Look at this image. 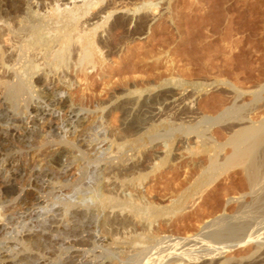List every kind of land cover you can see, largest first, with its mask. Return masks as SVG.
I'll return each mask as SVG.
<instances>
[{
	"label": "rangeland",
	"instance_id": "rangeland-1",
	"mask_svg": "<svg viewBox=\"0 0 264 264\" xmlns=\"http://www.w3.org/2000/svg\"><path fill=\"white\" fill-rule=\"evenodd\" d=\"M38 1L41 2L40 8H43L58 0ZM101 3L102 5H98L100 8L97 9L96 6L95 10L100 9L102 12L99 13L102 15L109 7L106 10L110 16L101 22L99 31L95 32L98 36L95 39L99 40L96 42V67L94 71L88 69L78 74L80 81L76 80L68 88H63L64 93L56 95L68 100L74 113L79 111L80 115L90 117L87 122L75 131L65 121V110L54 112L49 120V114L46 119L41 115L36 117L33 113L28 118L16 115L20 129L27 130V127L34 125L33 120H36L39 125L37 129L43 135L31 143L34 144L31 148L25 147V143L11 144L17 151H12L9 156L18 160V165L26 170L56 171V157H60V153H56L64 148L62 144L55 145L54 141L43 144V138L49 136L44 130L47 131L51 125L57 126L54 133L57 128L58 136L71 128L73 133L69 131L65 137L74 139L81 150H84V155L82 160L67 169L66 179L69 183L73 182L72 185L63 189L53 188L50 196L44 194L48 206L37 210L39 213L32 216V219L26 218L23 210L31 205L33 197L39 194L38 190L36 186L34 189L27 187L25 174L24 178L22 176V179L16 181L19 189L23 190L25 201H15L11 205L5 203L0 212V218H11L8 227L1 226L0 221V255L8 254L12 257V264H81L89 261V258H92V262H99L97 255L103 254V251L105 253L106 247L101 245L105 243L107 236L99 228L106 209L94 206V197H102L101 192L94 193L98 182L112 192L117 189L122 190L123 194L132 193L135 198L141 196L143 200L139 199L136 207L154 209L158 206H171V199L178 191L197 180L201 165H207L208 162L205 153H186L180 159H175L178 137L172 140L173 130L168 137H161L152 144L144 143V146L143 142H137L138 145L132 147V139L140 130L136 131L137 127L131 124H156L162 132L166 125L174 126L181 122L189 124L203 116L216 117L229 107L243 105V120L225 119L207 129V134L217 142H226L235 129L264 120V0H102ZM103 15H107L106 11ZM96 19L99 22L101 20ZM155 108L158 113L153 112ZM87 111L89 114H86ZM1 118L2 116L0 120ZM132 118H137L138 121L135 122ZM132 128H135L134 131ZM193 135L189 134L188 139ZM166 140L173 141L171 144L168 142L170 147H165ZM191 146L197 147L193 143ZM137 147L138 150L135 151ZM121 149L128 150L127 156L133 153L139 156L136 158L141 161L138 167L141 172L156 168L148 175L145 185L136 187L126 184L122 188L113 183V178L105 181L109 176L113 177L112 167H117L125 160L124 158L121 162L107 165L105 158L116 157ZM230 152L231 146L226 144L222 155ZM166 153L168 156H165ZM179 162L183 164L185 171L175 178L172 172ZM245 165L246 162L240 160L224 171L221 170L204 192L190 198V202L184 205L185 209L169 213L165 219H161L160 224L156 222L154 234L167 236L165 241L183 240L184 243H191L189 238L192 239L194 234L202 230L206 220L235 215L242 209L253 211L258 220L264 219V205L252 202V195L248 193L247 181L243 175ZM190 168H193L192 174L188 173L191 172ZM105 172L111 173L104 176ZM79 175L82 178L78 184ZM46 178L42 179L44 183ZM179 183H182L181 188ZM14 197L16 195L8 198ZM5 200L7 198L0 192V206ZM69 204L70 207L67 206ZM75 207H78L77 212L74 211ZM255 228L257 227H253V230ZM138 229L127 236L133 238V235L141 232L140 226ZM255 230L254 233L251 232L254 235H250V242L226 250L215 258L220 261L218 264L247 261L248 255L256 250L257 244L254 241L258 236L260 239L264 238L263 229ZM113 231L108 235L119 238L121 234ZM146 234L143 237L145 241L150 239ZM20 238L31 250L22 251ZM17 252L18 255L15 256ZM95 256L96 259H93ZM261 260L253 259L251 264H264V258ZM191 262L185 261L183 264H194Z\"/></svg>",
	"mask_w": 264,
	"mask_h": 264
},
{
	"label": "bare ground",
	"instance_id": "bare-ground-1",
	"mask_svg": "<svg viewBox=\"0 0 264 264\" xmlns=\"http://www.w3.org/2000/svg\"><path fill=\"white\" fill-rule=\"evenodd\" d=\"M64 1L58 0L52 5L40 8L41 2L38 0H0V117L2 116V120H0V192L1 195H5L7 198V200L1 203L0 212L5 203L11 205L15 201L18 203L19 201L20 203L25 201V197L22 195L23 190L19 189L16 182L18 179H22L23 174H25L27 175V177L25 176L27 187L34 189V186H36V190L39 193L33 197L31 203V199H29L31 205L26 210H23V214H26V218L28 217V219H32V216L39 213L37 210L45 209L48 206L47 199H44L46 198L44 194L50 196L53 188L63 189L72 185L73 182L69 183V180L66 179L68 175L67 169L73 163H78L83 159L84 150H81L80 145H77L74 139H67L65 137L67 132H72L71 128L67 127L69 128L67 130L61 126L67 131L62 136L60 134L58 136L56 134L57 128L54 133L57 126L53 127L51 125L47 131L44 130L49 136L43 138V144L54 141L55 145L62 144L64 148L56 153V155L60 153V157H56L58 164L54 167L56 171L52 172L51 170L44 169L36 171L33 169L26 170L20 164L18 165V160L9 156L12 151H17L12 146V143H25V147L31 148L34 145L31 143L43 135L37 129L39 125L36 120H33L34 125L27 127V130H25L26 128L20 129L16 115L28 118L33 113L36 117L41 115L43 119H46V115L49 114L47 119L49 120L54 112H63L65 110V121L74 130L79 127L82 128L90 117L84 114L80 115L79 111L78 113H74L71 110L72 108H70L71 104H68V100L56 97V95L64 93L63 88H68L72 83H76L78 74L86 72L88 69L94 71L96 67L97 43L99 42V40L95 39L97 36L95 32L99 31L101 22L110 16V13L106 10L109 8L107 6L104 10L107 13L106 16L103 15L104 12L102 15L100 14L102 12L100 9V11L95 10L96 6L97 9L100 8L98 5H102V0ZM96 18H101L100 22ZM94 19L96 20L94 21ZM100 40L104 41V39ZM55 86L57 87L55 88ZM48 101L55 103H49ZM42 104H45V106L42 107ZM49 105H52V107L49 108ZM155 110L157 109L155 108L153 112ZM142 113L144 114V112ZM86 114H89V112L87 111ZM150 114L153 113L150 112ZM134 115H137V113ZM225 119L243 120V105L229 107L216 117L203 116L189 124L181 122L174 126L166 125L162 132L158 130L156 124L151 126H145L146 123L144 124V122L143 124L142 122L135 123L137 126L131 124L133 127H137L136 131L140 130V133L135 134L132 139V147H136L138 145L137 142L141 144L143 142V144L146 143L147 145L152 144L161 137H168L173 130L172 140L174 141L178 137V141L177 139L175 140L178 142L175 159H180L186 153L189 155L205 153L208 157L207 165H201L200 173L194 183H191L190 186L182 190H177L179 193L171 199L172 204L167 208L159 206L154 209L144 206L136 207V202L139 199V201L143 200L141 196L138 197V195V198H135L134 194H123L122 190L117 189L112 192L102 187L103 185L98 182L95 187L93 186L94 193L101 192L102 197H94L96 200L94 206L97 209H106L99 223V228L107 236V240H104L105 243L101 245L106 247L105 253L103 251V254L99 253L97 255V258H100L99 262H95L96 260L92 262V258L91 260L89 258V261L86 260L87 262L81 264H90L91 262L93 264H183L185 261L190 263L193 261L194 264H218L220 261L215 260V258L220 257L224 251L246 244L251 239L250 235L254 233L255 229L264 230V219H262L263 221L258 220V217L252 213L253 211L248 212V210H245L247 211L245 212L242 209L243 211L235 215L206 220L204 222L206 224L201 228L202 230L194 234L192 239L189 238L192 240L191 243H184L182 240L183 243L179 245L182 241L178 242L179 240H177L173 242L167 239L165 241L167 236L161 237L153 232L156 230V222L160 224L161 219H165L164 217L168 216L169 213H176L177 210L182 211V209H185L184 205L190 202V198L204 192L206 186L219 175L221 170L224 171V169L229 168V166L231 167L235 162L240 160L246 162L243 175L247 181L248 193L252 195L251 201L258 205H264V145L262 146L264 143V120L235 129L226 142H217L212 136L207 134V129L210 125L220 123ZM58 120L60 121V118ZM134 120L135 122L138 121L137 118ZM135 128H132V131ZM79 134L76 136H79ZM189 134H194L193 139H188ZM73 137L75 138V134ZM173 141L166 140L165 147L169 145L168 142L172 143ZM192 143L196 144L197 147L192 148ZM226 144L231 146V152L223 156L222 152ZM139 146L142 147L143 145ZM144 146L146 145L144 144ZM136 150H138V147ZM120 151L121 153L116 155V157H104L107 165L116 164L125 158L122 161L123 163H119L117 167H112L114 169V172L111 170L113 177L109 176L105 181L113 178V183L122 188H125L126 184L128 186L136 185V187L145 185L148 175L154 172L156 168L148 172H141L138 169L141 161L139 162L136 158V156H139L133 155L134 153L127 156L128 150L121 149ZM165 156H168V153ZM124 161H127V163H124ZM3 167L4 170H2ZM183 171H185L183 170V164L180 163L174 168L172 175L176 178ZM189 171L191 172L188 173L192 174L193 168H190ZM109 173L105 172L104 176ZM81 175H83V171ZM44 178H46V183L42 181ZM81 178L79 175L77 179L78 184ZM181 184L179 188H181ZM10 195H16V198H8ZM91 198L93 199V196ZM254 203H251V205H255ZM247 204L248 202L246 203V207L249 206ZM67 206L70 207L71 205ZM77 209L78 207H75L74 211L77 212ZM166 219L168 220L169 218ZM10 220L11 218L9 217L0 218V221H2L1 226L8 227ZM138 226H140L141 232L136 233L135 236L133 235V238H129L128 234L136 232ZM253 227L257 228L253 230ZM113 230H116L121 235L124 234L123 237L118 235L119 238L117 236L116 238L115 236L112 238L108 233H113ZM145 234L146 236L149 235L150 239L145 241L143 239ZM262 234L264 235V233ZM130 237L132 236L130 235ZM258 238L254 241L257 244L255 245L256 250L248 255V260L252 257H254L255 261L258 259L263 260L264 258L262 256L264 255V238ZM20 242L23 252L30 249L22 238H20ZM69 247L71 248L72 245ZM110 247H115V249L110 250ZM259 250H262L261 253L258 252ZM18 252L17 254L15 253V256L18 255ZM130 252L132 254H129ZM11 258L8 254H1L0 263L12 264ZM93 259H96V256ZM248 260L238 262L237 264H251L252 261ZM221 264L224 263L222 262Z\"/></svg>",
	"mask_w": 264,
	"mask_h": 264
}]
</instances>
